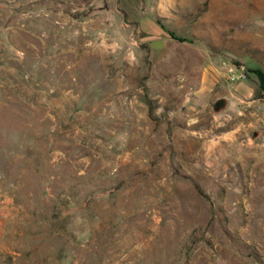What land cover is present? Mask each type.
Instances as JSON below:
<instances>
[{"label": "rangeland", "instance_id": "obj_1", "mask_svg": "<svg viewBox=\"0 0 264 264\" xmlns=\"http://www.w3.org/2000/svg\"><path fill=\"white\" fill-rule=\"evenodd\" d=\"M208 59L259 101L189 108ZM256 69L264 0H0V264H264Z\"/></svg>", "mask_w": 264, "mask_h": 264}, {"label": "crops", "instance_id": "obj_2", "mask_svg": "<svg viewBox=\"0 0 264 264\" xmlns=\"http://www.w3.org/2000/svg\"><path fill=\"white\" fill-rule=\"evenodd\" d=\"M149 18V19H148ZM142 19H145L149 25L152 26L156 33L155 39L148 40L149 35L143 29ZM142 22V23H141ZM138 26L144 34V40L150 43L152 47V54L157 59H163L170 54V46L173 43V39L165 32L164 26L159 23L155 18L143 17L138 21ZM150 29V28H149ZM162 44L161 49L155 48V43ZM161 54V55H160ZM227 68L224 66L219 67L210 59L206 60L205 65L200 73V76L195 84L194 88H191L192 93L190 96H185V103L192 110L197 109L204 104L218 100L221 98L226 99L233 104H252L256 101L254 96V87L248 81L240 83H231L228 79Z\"/></svg>", "mask_w": 264, "mask_h": 264}, {"label": "built area", "instance_id": "obj_3", "mask_svg": "<svg viewBox=\"0 0 264 264\" xmlns=\"http://www.w3.org/2000/svg\"><path fill=\"white\" fill-rule=\"evenodd\" d=\"M223 65L227 68L228 79L231 83H240L247 80V74L244 67L226 65L225 63Z\"/></svg>", "mask_w": 264, "mask_h": 264}, {"label": "trees", "instance_id": "obj_4", "mask_svg": "<svg viewBox=\"0 0 264 264\" xmlns=\"http://www.w3.org/2000/svg\"><path fill=\"white\" fill-rule=\"evenodd\" d=\"M163 26V25H162ZM164 30L166 31V28L163 27ZM170 36L173 38V39H178L179 41L181 42H185L187 41L186 38H183V37H178L176 36L175 34H173L172 32L169 33ZM254 74H255V77H256V80L258 82V94L257 96L261 99H264V71H262L261 69H256L253 71Z\"/></svg>", "mask_w": 264, "mask_h": 264}, {"label": "water", "instance_id": "obj_5", "mask_svg": "<svg viewBox=\"0 0 264 264\" xmlns=\"http://www.w3.org/2000/svg\"><path fill=\"white\" fill-rule=\"evenodd\" d=\"M227 107V100L224 98L218 99L215 103H214V111L215 112H220L223 109H225Z\"/></svg>", "mask_w": 264, "mask_h": 264}]
</instances>
